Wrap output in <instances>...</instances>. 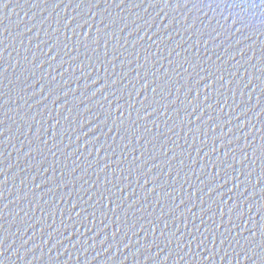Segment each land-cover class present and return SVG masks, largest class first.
<instances>
[{"label": "water", "instance_id": "water-1", "mask_svg": "<svg viewBox=\"0 0 264 264\" xmlns=\"http://www.w3.org/2000/svg\"><path fill=\"white\" fill-rule=\"evenodd\" d=\"M0 264H264V0H0Z\"/></svg>", "mask_w": 264, "mask_h": 264}, {"label": "clouds", "instance_id": "clouds-1", "mask_svg": "<svg viewBox=\"0 0 264 264\" xmlns=\"http://www.w3.org/2000/svg\"><path fill=\"white\" fill-rule=\"evenodd\" d=\"M232 7H237V5H233ZM249 7H257V5H250ZM242 20L244 19L243 16L240 17Z\"/></svg>", "mask_w": 264, "mask_h": 264}, {"label": "snow or ice", "instance_id": "snow-or-ice-1", "mask_svg": "<svg viewBox=\"0 0 264 264\" xmlns=\"http://www.w3.org/2000/svg\"><path fill=\"white\" fill-rule=\"evenodd\" d=\"M122 2H123V0H122ZM3 6H4V7H7V4H4ZM145 86H146V85H145ZM153 91H155V89H153ZM117 119H119V117H118Z\"/></svg>", "mask_w": 264, "mask_h": 264}]
</instances>
